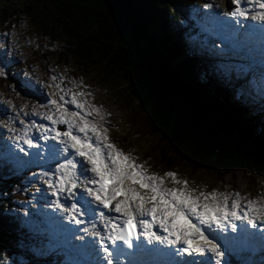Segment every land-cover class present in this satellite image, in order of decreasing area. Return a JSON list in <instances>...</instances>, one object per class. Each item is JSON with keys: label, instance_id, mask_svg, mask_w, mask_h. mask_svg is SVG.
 <instances>
[{"label": "trees", "instance_id": "obj_1", "mask_svg": "<svg viewBox=\"0 0 264 264\" xmlns=\"http://www.w3.org/2000/svg\"><path fill=\"white\" fill-rule=\"evenodd\" d=\"M198 1L0 0V27L22 22L49 42L46 51L60 64L94 78L125 112L129 135L148 145L151 168L202 170L219 180L232 162L247 175L261 172L264 114H256L255 91L225 97L212 76L216 62L176 35L193 38L190 32L207 28L196 17ZM13 170L0 161V264H65L61 253L33 251L34 243L45 245L22 222L27 171Z\"/></svg>", "mask_w": 264, "mask_h": 264}, {"label": "rangeland", "instance_id": "obj_2", "mask_svg": "<svg viewBox=\"0 0 264 264\" xmlns=\"http://www.w3.org/2000/svg\"><path fill=\"white\" fill-rule=\"evenodd\" d=\"M205 5H209V7H205ZM202 6L205 12H200L196 17L199 21L208 23L209 30L192 31V45L195 46L204 41L203 47H199L198 50L210 51L209 55L207 54L209 58L217 61L218 65L213 72L218 81L227 84V87H229L225 97L235 98L239 89L246 92V85H249L248 92L251 93V87L256 86L255 88L261 89V91H258L261 94L259 99L264 100V57L260 55L253 44L244 43L240 46H234V54L230 59L226 60L227 57L225 56L219 58L221 55H229L226 45L232 44L229 41H234L238 29L245 33L246 37L252 39L250 32L247 30H259V26L250 20L252 12L257 11L258 8L254 4L249 5L245 0H241L239 5L233 3L232 0H203L201 4H198L199 8ZM238 8L247 11L248 15L246 17L230 15ZM3 31L0 27V70H2L0 71V153L8 149L7 154L9 155V150H13V147L19 148V146L26 144L24 141L27 133L33 134L35 131H39L40 126H49L52 121L47 119L49 115L53 117V120L58 118L57 105L63 104L64 108L73 112L71 100L73 94H77L76 99L78 102L82 98L85 101L90 98L93 107L100 111L101 116L107 117L113 122L114 125L108 122L103 125V128L107 129L106 135L109 141L115 146L120 145L129 152L134 163L137 162L141 165L146 173H156L155 169L150 170L148 165L145 164L143 152L148 145L140 144L138 139L129 135L130 126L126 124L125 112L114 104L104 88L91 80L74 76L71 67L60 64L54 56L46 51L49 42L36 33L30 32L22 22L15 23L5 33ZM178 34L179 31H176V35ZM209 46L215 48H209ZM7 69H9V72L6 71ZM219 75L221 76L218 78ZM87 85L89 86L87 87ZM60 97H63V100ZM50 99L56 100L57 105L49 104ZM255 102V108H258L257 116H263L264 104L261 105L258 101ZM16 104L17 107H14ZM5 109L8 110L7 114H4ZM34 116H37L35 122L32 120ZM260 134L262 135L261 131ZM2 156L7 158L5 154H2ZM2 156L0 154V161L5 160ZM9 158L14 162V167L18 165L17 168H20L21 165L26 164L20 157L11 158L10 156ZM49 167L43 165L25 181V197L19 201V206L25 216L23 222L34 230L37 224L36 220L40 217L42 220L38 224L40 226L39 236L47 239L45 241L51 251L57 248L63 251L66 256L64 257L65 264H96L95 259L98 254L95 253V249H99V237L93 235L94 231L89 232L85 237H79L72 244L75 246L76 242L84 243L87 241L89 244L87 249L91 254L89 253L86 258L76 253L68 245V248H61L59 243L62 240H59L58 237L55 239L50 237L54 228L61 233L62 228H65L66 211L64 209H69L74 203L72 196L76 189L68 194L55 195L48 181L51 179L52 184H55L57 172L48 178L43 175ZM246 169L243 163L232 162L228 165L222 180L210 176L202 170L185 175L176 173V178L187 181V187L196 189L197 193L201 190L209 192L213 189L217 193H224L228 197L229 210H231L232 200L237 199L239 201L238 214L244 215L247 212L249 219L255 217V229L246 222L247 234L249 233L248 235L251 236L252 232L258 233L259 229L264 232V228H260L264 227V205L261 207L257 205L260 204L257 201L262 202V199H264V166L261 172H252L251 175H247L249 173H246ZM156 174L163 177V187L180 188L183 186L173 184L172 177L164 176L161 173ZM91 175L88 172L87 177H81L90 179ZM78 185L79 188L85 186L82 183H78ZM233 193H239V196L232 195ZM62 198H64L63 204L60 203ZM244 199L246 201L242 202ZM250 201H254L251 206L246 203ZM57 203L62 205L63 208L56 207ZM110 213L101 219L102 223L106 221ZM113 216L116 217L114 214ZM60 232L59 234L62 236ZM157 233L164 235L161 229ZM259 234H261L259 239L264 243V233ZM152 243L159 246L170 245L167 242L161 244L153 241ZM221 244L222 242L218 246L223 255L219 259L213 255L201 260L202 263L198 264H261L260 262L264 261V247H262V250L259 249L260 252L256 249L259 254L255 256L252 254L253 250L248 251L247 246L241 248L235 246L227 251L222 248ZM240 249L246 252L240 253L242 259H239ZM41 250L42 246L33 249L37 253ZM92 255L95 259L92 258Z\"/></svg>", "mask_w": 264, "mask_h": 264}, {"label": "snow or ice", "instance_id": "obj_3", "mask_svg": "<svg viewBox=\"0 0 264 264\" xmlns=\"http://www.w3.org/2000/svg\"><path fill=\"white\" fill-rule=\"evenodd\" d=\"M232 2L239 5L241 0H232ZM245 2L249 5L254 4L258 8L251 15V20L264 22V0H245ZM230 15L246 17L248 12L238 8ZM76 95L73 94L71 103L82 111L84 105L77 101ZM60 99L63 100V97ZM49 104L57 105V101L50 99ZM57 107L58 119L53 120L51 115L47 119L53 120V123L67 125L65 131L57 132V136L63 137L60 143L64 145L66 152L69 148L73 150L69 153L70 155L74 154L82 158L79 162L80 176L87 177L88 172L92 174L90 179L86 178L83 182L85 187L79 194L78 202L73 203L70 209L64 210L77 224L81 223L75 216V213L81 212L78 204H82L85 209L94 214L95 209L91 207L92 201L85 199L86 193L97 202V207L102 206L118 214L115 218L110 217L105 221L103 232L94 231L93 233L99 237L100 248L104 254L103 260L107 264H113V251L119 258L124 254V250L118 245L111 249L106 241L112 245L121 241L128 248L134 246L140 248L142 244L137 242L134 245L133 243V238L139 241L140 237L150 244L153 241L161 244L167 242L170 245L180 243L182 247L178 251L183 253L208 251L214 253L217 259L223 255L220 247L205 235L203 226L215 224L223 228L227 221L235 229L236 225L232 221L248 219L247 212L244 215L238 214L237 199L232 200L231 210H229L227 195L217 193L215 189L209 192L201 190L197 193L196 189L187 187V181L178 180L173 172H166L164 176L172 177L173 184L183 186L163 187V177L156 173H146L141 165L134 163L128 155L117 149L109 141L106 135L107 129L103 128L102 123L86 118L89 113L84 112L82 115L81 111L69 112L63 104ZM24 142L32 146L31 139H25ZM77 164V161L65 158L62 164L56 165V171L60 173L55 176L56 183L52 184L51 179L48 181L54 194L63 191L72 192L79 186L80 176L77 175ZM232 195L238 197L239 193ZM249 204L253 205L254 201H250ZM55 206L63 208L59 203ZM100 215L103 218V213ZM254 220L255 217L249 219L248 223L253 224ZM154 225H158L164 235L154 231Z\"/></svg>", "mask_w": 264, "mask_h": 264}, {"label": "bare ground", "instance_id": "obj_4", "mask_svg": "<svg viewBox=\"0 0 264 264\" xmlns=\"http://www.w3.org/2000/svg\"><path fill=\"white\" fill-rule=\"evenodd\" d=\"M252 14H253V12H252ZM248 20V19H247ZM250 20H251V17H250ZM253 23H256L258 26H261V24H259V23H257L256 21H252ZM262 23H264V22H262ZM237 34L239 35V38L240 39H244V40H246L247 38H246V36H245V33H243V32H241L240 30H237ZM261 52V51H260ZM259 52V53H260ZM7 58V57H6ZM8 59V58H7ZM4 68V67H3ZM14 107H17V104L16 105H14ZM5 113L4 114H7V112H8V110L7 109H5V111H4ZM1 152V151H0ZM25 175V174H24ZM25 177V176H24ZM23 182V181H22ZM258 200H261V199H258ZM263 201L262 202H259V201H257L258 203H260V204H257L258 206H262V205H264V199H262ZM246 201V199H244V200H242V202H245ZM247 204L249 203V202H246ZM112 213H113V211H112ZM57 216V215H56ZM114 218V216H113V214H110V215H108V217H107V219L106 220H108L109 218ZM56 220V219H55ZM258 220V219H257ZM256 220V221H257ZM258 222V221H257ZM104 224H105V222H104ZM260 228H264V227H260ZM103 230H104V228L102 227V229L100 230V231H102L103 232ZM261 230V233H264V232H262L263 230L262 229H260ZM259 237H261V235H256V236H253V239H255V241H254V245H259V246H264V243L259 239ZM96 260V259H95ZM253 261V260H252ZM256 263V262H255ZM262 263V262H261Z\"/></svg>", "mask_w": 264, "mask_h": 264}, {"label": "water", "instance_id": "obj_5", "mask_svg": "<svg viewBox=\"0 0 264 264\" xmlns=\"http://www.w3.org/2000/svg\"><path fill=\"white\" fill-rule=\"evenodd\" d=\"M126 124H127V122H126ZM128 125V124H127Z\"/></svg>", "mask_w": 264, "mask_h": 264}]
</instances>
